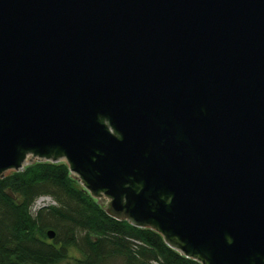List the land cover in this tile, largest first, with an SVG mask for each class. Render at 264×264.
<instances>
[{
  "label": "water",
  "instance_id": "1",
  "mask_svg": "<svg viewBox=\"0 0 264 264\" xmlns=\"http://www.w3.org/2000/svg\"><path fill=\"white\" fill-rule=\"evenodd\" d=\"M35 161L202 264H264V0H0V178Z\"/></svg>",
  "mask_w": 264,
  "mask_h": 264
},
{
  "label": "trees",
  "instance_id": "2",
  "mask_svg": "<svg viewBox=\"0 0 264 264\" xmlns=\"http://www.w3.org/2000/svg\"><path fill=\"white\" fill-rule=\"evenodd\" d=\"M49 196L55 204L32 212ZM56 235L49 239L47 231ZM76 247V264H202L170 247L151 228L110 215L66 162L35 161L0 178V263L61 264Z\"/></svg>",
  "mask_w": 264,
  "mask_h": 264
},
{
  "label": "rangeland",
  "instance_id": "3",
  "mask_svg": "<svg viewBox=\"0 0 264 264\" xmlns=\"http://www.w3.org/2000/svg\"><path fill=\"white\" fill-rule=\"evenodd\" d=\"M8 173L10 174L11 171L8 172ZM53 204H55V201L51 197H49V196L40 197L35 202V204H34V206L32 208V212L35 213V211L38 210L40 207H45V206H49V205H53ZM70 256H71L70 258H68L67 260H65L61 264H76L75 259L82 258V254L80 253V251L78 249H76V247H71L70 248ZM121 261L122 260L119 258L117 260H113L111 262V264H121L122 263Z\"/></svg>",
  "mask_w": 264,
  "mask_h": 264
},
{
  "label": "built area",
  "instance_id": "4",
  "mask_svg": "<svg viewBox=\"0 0 264 264\" xmlns=\"http://www.w3.org/2000/svg\"><path fill=\"white\" fill-rule=\"evenodd\" d=\"M41 208V207H40Z\"/></svg>",
  "mask_w": 264,
  "mask_h": 264
}]
</instances>
